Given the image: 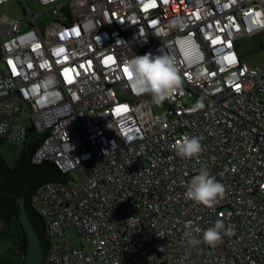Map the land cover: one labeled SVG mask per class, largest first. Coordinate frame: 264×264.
Here are the masks:
<instances>
[{
    "label": "built area",
    "instance_id": "1",
    "mask_svg": "<svg viewBox=\"0 0 264 264\" xmlns=\"http://www.w3.org/2000/svg\"><path fill=\"white\" fill-rule=\"evenodd\" d=\"M23 1L22 19L0 12V138L44 132L31 161L70 178L32 195L50 238L41 264H264V70L236 51L264 30V0H32L54 16L44 27ZM145 53L183 81L161 113L123 71ZM185 133L197 157L177 156ZM201 168L225 187L212 207L184 196ZM217 220L233 231L202 242Z\"/></svg>",
    "mask_w": 264,
    "mask_h": 264
},
{
    "label": "clouds",
    "instance_id": "2",
    "mask_svg": "<svg viewBox=\"0 0 264 264\" xmlns=\"http://www.w3.org/2000/svg\"><path fill=\"white\" fill-rule=\"evenodd\" d=\"M47 2V0H45ZM126 68L130 77V84L138 95L149 94L152 103L161 105L165 100L171 99L174 94L182 92V78L175 65V61L167 55L153 56L150 53L134 56L126 62ZM203 100H198L190 111L203 108ZM200 137L189 136L185 133L173 145L177 156L182 158L197 157L202 151ZM225 187L211 176L206 168H201L199 174L195 175L187 185L184 196L206 207H212L218 197H222ZM191 227V223L187 225ZM221 230L230 234L233 229H225L222 220H217L213 227L203 231L202 242L215 246L222 242ZM195 232L200 233L197 227ZM188 235H191L190 233ZM189 243L197 245L201 240L191 238Z\"/></svg>",
    "mask_w": 264,
    "mask_h": 264
},
{
    "label": "water",
    "instance_id": "3",
    "mask_svg": "<svg viewBox=\"0 0 264 264\" xmlns=\"http://www.w3.org/2000/svg\"><path fill=\"white\" fill-rule=\"evenodd\" d=\"M35 146L20 157L15 171H10L0 160V228L6 226L10 218L15 219L20 232V243L10 249L20 253L19 264H41L46 246L41 222L28 207L27 197L46 182L65 185L66 179H70L68 176L61 177L48 162L39 165L29 163Z\"/></svg>",
    "mask_w": 264,
    "mask_h": 264
},
{
    "label": "rangeland",
    "instance_id": "4",
    "mask_svg": "<svg viewBox=\"0 0 264 264\" xmlns=\"http://www.w3.org/2000/svg\"><path fill=\"white\" fill-rule=\"evenodd\" d=\"M33 13L37 14L36 23L40 27H44L49 21H51L54 16L49 12L40 13L41 8L38 4H34L32 0H26ZM25 4L23 0H9L0 6V12L4 13L9 19H22L24 17L23 8ZM238 52L241 58V62L245 63L247 67L259 68L264 70V30L254 33L252 35H244L237 39ZM264 99V94L262 95ZM149 101L152 105L154 113H161L165 108V103L161 105H156L152 103L151 96ZM24 114V113H23ZM23 123H27L28 119L24 118ZM22 144H18L7 138H2L0 141V154L7 161V163H12L16 159L20 158L22 155ZM68 238L72 245L80 247L83 245L85 248L89 249L90 244L87 242H82L80 237L76 234L74 228H69ZM8 246V242L0 240V258L7 255L5 249Z\"/></svg>",
    "mask_w": 264,
    "mask_h": 264
},
{
    "label": "trees",
    "instance_id": "5",
    "mask_svg": "<svg viewBox=\"0 0 264 264\" xmlns=\"http://www.w3.org/2000/svg\"><path fill=\"white\" fill-rule=\"evenodd\" d=\"M44 134H45L44 132L37 133L35 131V129H33L31 126H29L27 128V134H26L25 140L20 143V144L23 145V147H22V155L24 153L28 152L29 150H31L39 142L35 146V148L33 149V152H32V154H31V156L29 158V163H31L32 165H39V164H41L43 162H48L51 165H53L55 167V169L57 170V172L60 174V176L63 177L62 173L57 168V166L54 165L53 162L44 160V161H42L40 163H33L31 161V157H32L33 153L35 152L36 148L40 145L42 137H43ZM1 140H2V138H0V141ZM19 159L20 158L16 159V161H14L12 163H7V161L0 154V160L5 164V166L10 171H15L18 168ZM34 191L32 192L31 195H29L27 197L26 202H27L28 207L31 208L32 211L39 218V220L41 222V225H42V228H43V231H44V234H45V237H46V246H45V250L43 252V257H44L46 252H47V250H48V248H49V245H50V238L46 234L45 225H44V223L42 221V218L40 217V215L37 213V210L32 205L31 198H32V195H33ZM0 240H4L5 242H8V246L5 249L7 255L5 257L0 258V264H19L21 262L20 254L17 257L16 256L14 257L13 256L14 251H12L10 249V248H14L15 245H18L20 243V232H19L18 225L16 224L14 218H10L8 223L6 224V226L0 228Z\"/></svg>",
    "mask_w": 264,
    "mask_h": 264
},
{
    "label": "snow or ice",
    "instance_id": "6",
    "mask_svg": "<svg viewBox=\"0 0 264 264\" xmlns=\"http://www.w3.org/2000/svg\"><path fill=\"white\" fill-rule=\"evenodd\" d=\"M153 6H154V0H153ZM146 7H147V5H146ZM257 15H259V14H257ZM64 51H65V50H64L63 48H61V49H59V50L57 51V54L59 55L60 53H62V52H64ZM109 59H111V58H109ZM65 71H68V70H65ZM123 71H124L126 74L129 75V73H128V71H127V68H124ZM237 87H239V86L237 85Z\"/></svg>",
    "mask_w": 264,
    "mask_h": 264
},
{
    "label": "flooded vegetation",
    "instance_id": "7",
    "mask_svg": "<svg viewBox=\"0 0 264 264\" xmlns=\"http://www.w3.org/2000/svg\"><path fill=\"white\" fill-rule=\"evenodd\" d=\"M15 246H18V245H15ZM20 253L19 252H17V251H14V254H13V256L15 257H17L18 255H19Z\"/></svg>",
    "mask_w": 264,
    "mask_h": 264
},
{
    "label": "crops",
    "instance_id": "8",
    "mask_svg": "<svg viewBox=\"0 0 264 264\" xmlns=\"http://www.w3.org/2000/svg\"><path fill=\"white\" fill-rule=\"evenodd\" d=\"M264 47V46H263ZM236 51H237V53L239 54V52H238V43H237V40H236ZM240 56V55H239Z\"/></svg>",
    "mask_w": 264,
    "mask_h": 264
}]
</instances>
